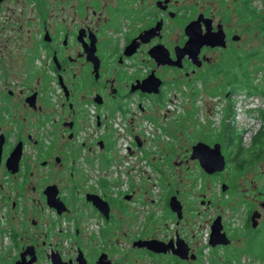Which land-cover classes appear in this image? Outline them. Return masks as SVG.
Here are the masks:
<instances>
[{
    "label": "flooded vegetation",
    "instance_id": "obj_1",
    "mask_svg": "<svg viewBox=\"0 0 264 264\" xmlns=\"http://www.w3.org/2000/svg\"><path fill=\"white\" fill-rule=\"evenodd\" d=\"M5 1H1L0 11ZM232 1L237 5L228 9L220 0H28L34 7L28 11L25 25H19L25 34L24 56L13 57L14 54L6 51V44L0 43V62L21 61L28 66L22 70V76L4 80L0 88L6 91L1 97L5 104L0 112L7 114V121L0 115V191L5 187L14 191L1 196V203L10 198V212L17 209L25 216L19 230L10 224L8 235L14 252L0 253V264H15L21 259L23 264L29 260L30 264H38L41 258H45L42 264H52L51 256L55 255L65 264H79V255L86 264H98L99 257H102L100 261L110 260L111 264H131L119 252V243L124 240L131 241L133 250L153 258L152 264H170L169 257L175 263L202 264V249L192 238L180 233L181 220L190 209L179 200L177 190L164 195L168 218L175 219L173 236L166 228L164 231L160 228L159 232L164 233L158 234L150 219L153 210L132 230V224L120 216L128 211L127 203L136 209L144 202L134 198V191L109 194V177L98 171L87 179H91V185H86V175L76 161L102 157L103 163L108 164L109 154L104 153L113 145L111 120L121 116L131 121L136 109L141 112L146 108L142 101L156 97L159 102L158 97H164L171 87L178 88L181 84L189 92L196 91L195 82L209 79L234 87L236 82L231 80L235 76L240 81L244 79V87L251 86L249 66L258 52L247 46L251 35L245 39L242 33L251 34L255 29L256 33L264 34V13L254 8L253 0ZM18 32L15 28L11 34ZM11 34L6 36V41ZM19 34L18 38H23ZM153 54H157L159 61ZM149 75L160 83L157 93L143 89L153 88L151 84H142ZM54 86L59 89L60 106L45 108L51 105L50 99L57 92ZM12 97L27 106L25 115H18L20 108H8ZM88 108H93L95 125H104L106 133L94 140L96 150L89 145L81 157L77 135L85 118L88 120ZM5 122L10 123L7 128L1 125ZM18 143H21V156L17 171L12 172L6 160ZM205 143L213 146L217 142ZM79 145L84 146L85 141ZM190 154L191 148L177 164H186L187 168L189 160H194L199 165ZM153 169L162 176L165 174L161 166ZM219 174L206 175L216 178ZM237 191L242 194L241 190ZM88 194L108 203V216L87 199ZM126 195L130 199H125ZM173 195L181 203V218L169 206ZM242 195L246 197L241 202L244 207H229L233 216L238 212L243 215L241 222L228 223L224 213L215 212L207 224L206 246L215 253L213 259L224 255L222 264H227L230 257L231 264L233 261L240 264L241 261L235 260L243 255L258 258L252 260L253 264H264V191L257 190L255 199ZM56 199L62 201L58 205L63 208L60 212L48 202ZM210 203L209 199L200 201L202 205ZM115 206L118 217L113 212ZM203 210L196 213L201 216ZM84 215L87 223L91 217L95 220L92 230L86 231L82 226ZM217 216L229 243L211 246L210 227ZM178 238L189 248L185 259L171 251L156 253L133 245L137 240L155 239L171 241L176 246ZM191 254L195 257L191 258Z\"/></svg>",
    "mask_w": 264,
    "mask_h": 264
},
{
    "label": "rangeland",
    "instance_id": "obj_2",
    "mask_svg": "<svg viewBox=\"0 0 264 264\" xmlns=\"http://www.w3.org/2000/svg\"><path fill=\"white\" fill-rule=\"evenodd\" d=\"M220 2L224 8L228 9H232L237 5V2L232 0H220ZM230 2L236 4H230ZM252 2L256 10L264 13V0H253ZM33 7L34 5L28 0H7L2 4V10L0 11V43L6 44V51L14 54L13 57L20 56V59H22L21 57L25 54L23 45L25 34L21 31L19 25L23 23L25 25L24 20L26 16H29L28 11ZM235 18L239 20V17L236 16ZM237 24L236 27L238 28L239 22ZM27 27L32 28V25H27ZM15 28L19 32L11 34V31H14ZM19 33L23 34V38H18ZM10 34L12 36L6 41V36ZM242 35L245 39L251 35V42L247 40V46L251 45L252 49L258 52L257 55L254 53L249 66L252 70L251 85L256 83L259 88L263 87L264 89V34L256 33L253 29L251 34L242 33ZM1 58H3L2 55ZM27 67V64L21 61L0 62V88H2L4 80H14L18 76H22V70ZM194 86L197 90L191 92L181 84L178 88L171 87V90L166 91L164 95L163 104L159 103L157 99L155 100L156 97H154L142 101V105L146 106L143 111L137 112L135 108L136 115L133 118L135 124L148 119L147 117H152L153 120L151 121L156 126H160L162 130L167 129L168 132L163 131L164 135L156 140L149 141V139H146L144 146L152 149V152H148L146 156L148 158L146 163L143 162L142 157L132 160L126 157L122 162L119 156V159H117L116 155H113L110 156L108 164L103 163L102 157L90 161L79 158L76 164L82 174L86 175L85 184L88 182V185H91V182L87 179L98 171V174H105L109 177V194L114 195L116 191H134V198L144 202L136 209L132 203H127L128 211L120 216L124 217L126 223L132 224V230L135 229L136 224L143 222L142 218L148 211L153 210L150 219L154 221L158 234L164 233L159 232L160 228L163 231L166 228L167 233H171L173 236V221L175 219L170 220L168 218L169 211L165 207L164 195L177 190L179 200L186 208L191 210H188L185 219L181 220L180 233L192 238L197 243L198 248L202 249V264H222L223 261L220 260H224V255H220L215 260L213 259L215 253L209 251L206 246L209 233L207 224L216 212L224 213L228 223L237 225L241 222L243 215L238 212L237 215L233 216L234 214H232L229 207L234 205L244 207L241 204L243 199L246 198L243 197V193L255 199L254 194L257 190L264 191V124L262 126V118L258 115L260 110L264 111V96L255 93L248 95L244 86L233 91L232 87H227V84L218 79L198 81L195 82ZM54 88L57 92L55 91V94L51 97L52 99H50L51 105H46L45 108H59L60 106L61 98L57 97L59 89L56 86ZM5 93L6 91L1 89L0 108L5 104L1 100V97L6 95ZM192 94L195 96L192 97ZM10 100L8 108H20L17 110L19 116L26 114L24 108H27V106L24 107L20 102H16L15 97L10 98ZM250 105H256L259 109L249 114L247 108H250ZM92 109L88 108V113H90V110L93 111ZM0 115L7 121L6 113L0 112ZM122 120L124 123L128 121L127 118L123 117ZM88 123L89 121L85 118L79 131L83 137L80 136L77 139L79 144L82 140L85 141L84 146L77 144L81 157H83L84 152L87 153L89 145L93 146V149H97L94 140L91 139L95 138V132L100 131L99 127L95 123L93 125V122H91L92 124ZM7 124L10 123H1L4 128H7ZM226 125H230V128L227 127V129ZM257 133L258 135L255 136ZM111 136H113L111 139L116 144L115 131H112ZM104 140L108 142L107 138H104ZM196 141L217 142L220 144L221 153L227 162V166L218 177L213 178L206 175L201 167L193 162L194 160H189L187 168L186 164H177L187 156L191 146ZM27 149L30 148L27 147ZM112 151H114V147L106 150L104 154L112 153ZM154 166L164 168L165 174L162 176L157 173L153 169ZM121 168L123 169V175L122 173L116 174L115 170ZM223 183L227 185L224 191L221 188ZM5 188L0 191V253L7 252L11 255L14 250L10 247L11 243L8 235L10 224H14L16 229L19 230L22 218L25 216L16 209L13 211L14 217L11 218L13 212H10L9 209L10 198H7L6 203L2 204L1 196H8L10 192L14 191ZM237 190H241L242 194L238 193ZM208 199L212 204H200L201 200L206 202ZM19 201L23 202V199ZM29 202L31 203V201ZM196 209L199 211L204 209L205 212H201L200 216L196 213ZM113 212L115 217L119 216L117 206L113 208ZM83 219L81 223L82 226L84 225L87 228L86 231L92 230L95 220H92L91 217V220L87 223L85 215ZM158 219L162 220L158 221ZM61 222L63 223V221ZM192 234L194 236H191ZM111 242L114 243L113 240ZM119 252L123 254L122 257L131 260V264H152L151 260H154L144 254L143 251L133 250L130 240L119 243ZM248 257L251 258L250 262ZM44 259L41 258L38 264H42ZM257 259L253 256L243 255L235 261H241L240 264H253L252 260ZM169 260L170 264H175L173 258L169 257ZM233 262L232 264H234ZM179 263L183 264L182 262Z\"/></svg>",
    "mask_w": 264,
    "mask_h": 264
},
{
    "label": "water",
    "instance_id": "obj_3",
    "mask_svg": "<svg viewBox=\"0 0 264 264\" xmlns=\"http://www.w3.org/2000/svg\"><path fill=\"white\" fill-rule=\"evenodd\" d=\"M3 0H0V3ZM154 57L159 61V58L157 54H153ZM153 78V75H149L143 82L142 84H151L153 88H143L149 92L157 93L159 90V81L155 82ZM135 141L137 142L138 146H141V140L140 138L136 135L135 136ZM101 143V142H100ZM1 147L2 143H0V152H1ZM21 156V143H18L15 148L11 151L10 155L8 156L6 160V165L7 168L11 169L12 172L17 171L18 169V161ZM191 159H196L198 160V163L200 167L204 170L206 174H213L215 172H221L225 168V158L221 153L220 149V144L215 143L213 146H209L203 141H198L195 144L192 145L191 147V154H190ZM226 187L225 185L222 186V190H225ZM87 199L90 200L93 205L99 209L105 216H108L109 212V205L106 201L100 199L97 195L95 194H88ZM125 199H130V195H126ZM56 202H49L50 207L57 208L58 211L63 210V208H58L59 203L62 204V201L59 199H56ZM169 206L173 212H175L178 216V218H181V203L180 201L176 198L175 195L171 196L169 199ZM59 211V212H60ZM176 246H174L171 241L169 242H164L160 240H155V239H150V240H137L133 243L134 246L138 247H145L150 251L156 252V253H166L168 251H171L173 255H176L177 257L181 259H185L188 257V252L189 248L184 242L182 238H178L176 241ZM229 240L226 237L225 233L222 232V224H221V218L220 216H217L214 221L211 224L210 227V236H209V244L211 246H215L218 244H228ZM23 257V255H21ZM191 258H194L195 255L191 254ZM102 257H99L98 264H111L110 260H107L106 262L100 261ZM79 264H86L84 258L82 255H79ZM51 261L52 264H65L63 263L58 255L51 256ZM31 260H29L27 263L30 264ZM15 264H23L22 259L17 260Z\"/></svg>",
    "mask_w": 264,
    "mask_h": 264
},
{
    "label": "built area",
    "instance_id": "obj_4",
    "mask_svg": "<svg viewBox=\"0 0 264 264\" xmlns=\"http://www.w3.org/2000/svg\"><path fill=\"white\" fill-rule=\"evenodd\" d=\"M252 107H256V105L255 106L250 105V108ZM135 115H136V112H135ZM94 119H95L94 113L93 111L90 110V113L88 114V121H89L88 124H92L91 122H93V125H94V122H95ZM127 120H128L126 121L127 123L126 122L124 123L122 120V117L117 116L113 118L110 122V124L112 125L111 129L112 131H115V135L117 136V139H116L117 143L112 145V147H114V151H112V153H109V158L110 156H112L113 153H115L117 159L120 158L122 162L125 160L126 157L129 160L142 157L141 159L143 160L144 163H146L148 160V158L146 157L148 152H152L151 151L152 149H149L148 146H144L146 139H149V141L156 140L158 137H162L164 135L163 134L164 132L160 126H156L149 119H145L139 122L138 124H135L133 122V119L131 121H129V119ZM99 130L100 131L98 133L95 132L94 134L95 138L91 140H95L98 137H101L106 133V127L104 125L100 126ZM154 133L156 134L155 136H154ZM136 135L141 140V146H138L137 142L135 141ZM80 136H82V134L78 133L77 139ZM115 172L116 174L122 173L123 175L122 168L115 170ZM90 181L91 179L89 180V182ZM86 185H88V182Z\"/></svg>",
    "mask_w": 264,
    "mask_h": 264
},
{
    "label": "trees",
    "instance_id": "obj_5",
    "mask_svg": "<svg viewBox=\"0 0 264 264\" xmlns=\"http://www.w3.org/2000/svg\"><path fill=\"white\" fill-rule=\"evenodd\" d=\"M231 81H233L234 83L236 82V84H235V86L233 87L232 86V88H234V89H237V90H239L241 87H243L244 86V79H242L241 81H240V79L237 77V76H235L234 77V80H231ZM230 83H232V82H228V84H230ZM240 83L242 84V86H240ZM245 89H246V91L248 92V94H252V93H255V94H260V95H263L264 96V89H263V87L262 88H259V86H257L256 85V83L255 84H253L252 83V85H251V87H244ZM195 95L194 94H192V97H194ZM158 100H159V102H161V104H163L164 103V97H158ZM263 113H264V111L263 110H260V114H259V112H258V115H260V117L262 118V126H263V124H264V119H263ZM148 119H150V120H153L152 119V117H147ZM230 126V125H229ZM228 125H226V128L228 127V128H230ZM227 128V129H228ZM261 130V129H260ZM259 130V131H260ZM163 131L166 133L167 132V129H163ZM168 133V132H167ZM259 133V132H258ZM258 133L257 134H255V136H257L258 135ZM255 136H254V138H255ZM253 138V139H254ZM254 141V140H253ZM113 144H114V142H112ZM111 146H112V144H111ZM237 257V256H236ZM235 257V258H236ZM231 258L232 257H230V259H228L229 260V262L227 263V264H231ZM173 263H175V262H173ZM175 264H180L179 263V261L178 262H176Z\"/></svg>",
    "mask_w": 264,
    "mask_h": 264
}]
</instances>
